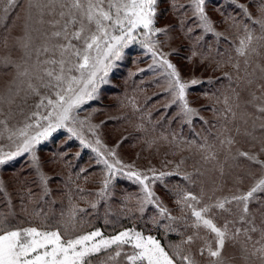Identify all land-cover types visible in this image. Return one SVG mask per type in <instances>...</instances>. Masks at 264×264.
Masks as SVG:
<instances>
[{
	"label": "snow or ice",
	"instance_id": "1",
	"mask_svg": "<svg viewBox=\"0 0 264 264\" xmlns=\"http://www.w3.org/2000/svg\"><path fill=\"white\" fill-rule=\"evenodd\" d=\"M0 2L4 3L3 12L8 13L19 0ZM158 2L28 0L21 34L13 38L11 46L8 37L0 40V44L8 49L0 56V70L2 74L10 75V79L0 87V140L9 142L7 150L0 147V166L29 154L40 182L45 186L44 195H48L46 178L39 171L41 166L35 148L53 132L65 129L69 139L76 138L82 147L91 148L97 154V163L104 165L107 175L97 196L104 197L112 177L127 168L130 170L124 172V176L141 186V213L145 205H154L159 209L161 219H176L162 205L152 187L165 174H157L156 169L148 170L153 174L151 176L132 171L133 165H125L114 149L103 145L96 134L97 126L77 118L78 110L97 98L98 89L107 82L105 77L114 62L134 42L151 55L153 65L163 69L166 90L172 96V103H179L186 115L194 114L195 110L186 99L188 83L155 39L168 33L167 27H156ZM205 4L206 0H190L187 6L177 7L173 2V8L177 11L183 8L185 14L190 8L197 21L196 26L212 33L214 26ZM238 7L253 24L259 25L260 34L256 35L252 28L245 25L244 34L238 38L235 47V53L241 59L232 61L229 58L243 88L240 91L234 88L232 96L224 97L225 118L234 121L242 105L244 108L251 106L257 115L241 112L244 127L237 126L235 135L224 136L220 140V150L231 154L233 160H247L249 170L233 179L227 193V181H223L211 195L190 191L179 194L176 203L184 214L185 224L192 229L191 234L184 236L179 244L166 248L154 236L145 235L135 228L110 236L99 229L77 231L79 221L76 216L82 210L76 207L68 213L66 224L54 223L43 210L33 209L32 215L40 217L41 223L33 225L28 222V226L19 227L9 222V217H14L15 212L11 196L0 181V196L8 208L7 213L0 209V264H93L92 257L101 253L108 254L109 260H116L122 252L127 264H264V197L257 195L264 193V159L260 158L264 155V83L258 84V81H264V62H257V58L264 61V51H261L264 49V0H254ZM253 7L258 14L256 18L250 11ZM183 23L181 21V25ZM216 35L219 37L222 34ZM14 52L19 55L14 56ZM192 55L195 56L196 52ZM225 75L231 79L228 73ZM197 82L191 80V84ZM243 91L248 92L247 100L241 99ZM249 119L251 130L247 127ZM257 121H260L258 128L262 138L256 136ZM87 134L95 137L94 145L86 138ZM237 137L246 138L253 148L259 139V150L252 152L236 148L233 153V148L239 143ZM214 147L207 143L199 145L206 162L218 163L219 152L213 150ZM251 165H257L261 175L253 179L252 185L244 191L240 185L245 177L253 175ZM217 170L221 177L225 176L223 165ZM32 197L29 189V202ZM24 200L21 195L22 210L27 211ZM80 227L83 229V225ZM197 241L201 243L197 245ZM126 247L131 251H125ZM228 248L233 251L229 253Z\"/></svg>",
	"mask_w": 264,
	"mask_h": 264
},
{
	"label": "trees",
	"instance_id": "2",
	"mask_svg": "<svg viewBox=\"0 0 264 264\" xmlns=\"http://www.w3.org/2000/svg\"><path fill=\"white\" fill-rule=\"evenodd\" d=\"M173 2L179 7L187 6L190 0H159L156 27H167L168 33L155 39L188 83L186 99L195 110L194 114L186 115L179 103H172L163 69L153 65L151 55L134 42L123 50L121 58L109 70L105 77L107 82L100 85L97 98L78 110L77 118L97 126L96 134L103 145L114 149L125 165H133L132 171L151 176L153 174L148 170L156 169L157 174H165L152 187L162 205L176 219H161L159 209L154 205H145L141 213V186L124 176L123 173L130 170L127 168L112 177L104 197L97 196L107 175L104 165L97 163V154L91 148L82 147L78 139H69V133L59 129L35 148L41 166L39 171L46 178L48 195H44L45 186L41 184L29 154L0 166V181L11 196L15 212L14 217H9L10 223L19 227L28 226V222L39 225L40 217L33 216L32 212L33 209H41L54 223L66 224L68 213L76 207L82 210L76 216L79 221L77 231L99 229L110 236L135 228L145 235L154 236L167 248L179 244L192 232L176 203L180 193L190 191L211 195L207 190L212 192L223 181H227V193L233 179L248 172L249 162L244 158L233 160L231 154L220 150V140L229 134L235 135V127H244L242 111L256 115L254 108L242 105L234 121L226 119L223 103L225 96H232V89L240 91L243 88L229 58L232 61L241 59L236 55L235 47L238 38L244 34V26L252 28L256 35L260 34L259 25L253 24L238 7L254 0H206L205 9L214 26L212 33L196 26L197 21L190 8L185 14L183 8L179 11L174 9ZM3 7L4 3L0 2V40L8 37L11 46L13 38L21 34L28 0H19L8 13L3 12ZM250 11L256 18V9L253 7ZM181 21H184L183 25ZM216 33L222 35L218 37ZM7 51L0 44V56ZM193 52H196L195 56ZM13 55L18 56L19 53L14 52ZM257 62L264 61L257 58ZM4 76L0 70V84L4 82ZM193 79L198 82L191 84L187 81ZM248 98L247 91L241 92L242 100ZM247 127L250 129V124ZM256 133L260 138L259 129ZM86 138L94 145L95 137L87 134ZM237 140L239 143L233 148V153L236 148L244 151H258L260 148L258 143L251 147L244 137H237ZM205 143L215 146L213 150L219 152L218 163L203 159L199 145ZM107 158L112 160L111 156ZM221 165L225 169L224 177L217 170ZM251 168L255 173L259 171L257 165H251ZM251 182V177H245L240 186L246 188ZM29 189L33 193L30 202L27 199ZM21 195L25 197L23 204L27 211L22 210ZM257 195L264 197V193ZM93 204L96 206L92 207ZM0 209L8 212L2 196ZM200 243L197 241V245ZM227 251L231 253L233 250L228 248ZM92 261L93 264L105 263L106 254L94 256Z\"/></svg>",
	"mask_w": 264,
	"mask_h": 264
},
{
	"label": "rangeland",
	"instance_id": "3",
	"mask_svg": "<svg viewBox=\"0 0 264 264\" xmlns=\"http://www.w3.org/2000/svg\"><path fill=\"white\" fill-rule=\"evenodd\" d=\"M115 63V62H114ZM4 82L2 83V84H0V87H3V85H4V83H5V81H7L8 79H9V75H5L4 77ZM183 80H184V78H183ZM186 80V79H185ZM187 81H191V80H187ZM263 83H264V81H263ZM260 93L258 92L257 93V95H259ZM256 111V110H255ZM242 112H245V111H242ZM253 116H255L254 114H252ZM256 115H257V113H256ZM18 119H19V117H17ZM257 123V128H256V132H257V130L259 129L258 128V125H259V123H260V121H257L256 122ZM249 124H250V129L252 128V122H251V119H249ZM54 133V132H53ZM256 136H258L257 135V133H256ZM261 138V137H260ZM8 141L6 140V139H4V140H0V147H5V149L7 150V145H8ZM256 143H258V145H260V143H259V139H258V141L256 142ZM255 149H253L252 150V152H257V151H254ZM261 159H264V155H261V157H260ZM260 175H261V172L260 171H257L256 173H255V170L253 171V175L251 176V178H252V182L246 187V188H243V190L244 191H247L248 189H249V187L252 185V183H253V179H255V178H259L260 177ZM241 188L242 187H244V186H240ZM207 193H212L211 191H209V189L207 190ZM110 252H111V250H109ZM125 251H131V249L130 248H125ZM104 264H127V261H126V259H125V256H124V254H123V252H122V255L120 256V257H118L116 260H109L108 259V254H106V262L104 263Z\"/></svg>",
	"mask_w": 264,
	"mask_h": 264
}]
</instances>
